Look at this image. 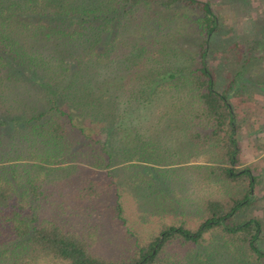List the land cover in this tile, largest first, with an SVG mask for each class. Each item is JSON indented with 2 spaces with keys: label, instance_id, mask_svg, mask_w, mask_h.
<instances>
[{
  "label": "trees",
  "instance_id": "1",
  "mask_svg": "<svg viewBox=\"0 0 264 264\" xmlns=\"http://www.w3.org/2000/svg\"><path fill=\"white\" fill-rule=\"evenodd\" d=\"M224 24L205 0H0V264H264V177L238 168L264 70Z\"/></svg>",
  "mask_w": 264,
  "mask_h": 264
},
{
  "label": "rangeland",
  "instance_id": "2",
  "mask_svg": "<svg viewBox=\"0 0 264 264\" xmlns=\"http://www.w3.org/2000/svg\"><path fill=\"white\" fill-rule=\"evenodd\" d=\"M208 2H212V4L216 7V10L220 13L222 20H224L225 30L222 36L219 37L221 41L229 42V41H250L252 42V46L255 51L252 52V55L261 59L255 68L249 69V75L256 78L257 72L259 70H264V0H205ZM255 43V44H254ZM217 61V60H216ZM231 66V68H230ZM220 72L223 71L228 72V69H233L232 64L221 65L219 66ZM240 68V66H238ZM257 73L256 75H253ZM259 75V74H258ZM257 75V78L259 77ZM257 82V80H256ZM264 85V84H263ZM255 98L258 101L264 100V95H261L259 91L256 89H260L255 87ZM257 101V102H258ZM241 110L246 109L247 105H242L240 107ZM246 106V107H245ZM259 106V104L257 105ZM262 107V106H260ZM257 108V107H256ZM256 110V114L258 113V109ZM251 136V135H250ZM260 137V136H259ZM257 136V138H259ZM248 138V137H246ZM253 140L255 144H253ZM256 139L248 138L243 141V150H242V164L238 167L239 169L251 167L256 163L257 166L262 167L264 170V152H261L257 155L255 150ZM260 155V157H259ZM261 158L260 161L257 159ZM259 164V165H258ZM258 169V168H257ZM264 182V179H263ZM259 196H264V192H262ZM260 212L257 213L264 220V202L259 207ZM139 221L137 215L135 213V220L130 222V227L133 226V222ZM140 222V221H139ZM136 224V223H135ZM259 247L264 250V239L259 242Z\"/></svg>",
  "mask_w": 264,
  "mask_h": 264
},
{
  "label": "crops",
  "instance_id": "3",
  "mask_svg": "<svg viewBox=\"0 0 264 264\" xmlns=\"http://www.w3.org/2000/svg\"><path fill=\"white\" fill-rule=\"evenodd\" d=\"M258 103H259V109H258V125H257V127L255 128L256 129V131H253L252 133H251V136L250 137H248V138H252V139H256V145L254 146L255 147V150H256V152H257V155L259 154V153H261V152H264V147H263V149L261 150V148H260V143H261V141H260V138L261 137H263L264 138V102H263V100L260 102V101H258ZM260 106H262V107H260ZM257 136L259 137V138H257ZM248 138H245V139H248ZM264 142V141H263ZM253 144H255V142H254V140H253ZM244 147V146H243ZM259 157H260V155H259ZM262 159H264V158H262ZM261 160V158H259V159H257V161H260ZM256 163L253 165V168L254 169H256L257 170V175L259 176V175H262L263 177H264V170L263 171H260V170H262V167H259V166H257V168H256ZM259 165V164H258ZM264 183V182H263ZM262 192H264V191H262V189H258V194H261Z\"/></svg>",
  "mask_w": 264,
  "mask_h": 264
}]
</instances>
